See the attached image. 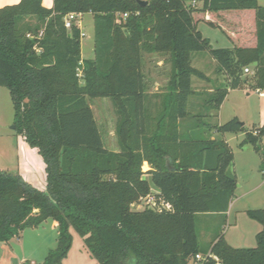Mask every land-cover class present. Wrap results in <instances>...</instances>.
<instances>
[{
  "label": "trees",
  "instance_id": "1",
  "mask_svg": "<svg viewBox=\"0 0 264 264\" xmlns=\"http://www.w3.org/2000/svg\"><path fill=\"white\" fill-rule=\"evenodd\" d=\"M144 1L53 0L47 8L20 0L0 8V87L9 90L16 134L42 157L46 175L38 189L0 170V243L51 220L57 246L42 264L68 257L71 229L98 264H264V208L248 211L263 226L255 248L217 236L203 250L196 226L200 215L226 217L234 198V153L223 136L244 133L242 145L261 153L264 126L247 130L237 118L213 125L204 112L218 113L229 90L250 82L245 68L264 90V7L258 0ZM73 13L93 16L91 60L82 59L80 27L64 26ZM203 22L233 48L214 49L198 31ZM203 51L228 85L195 93L193 77L210 82L192 66ZM148 53L171 63L159 94L147 93ZM193 96L202 99L198 115L188 110ZM97 98L115 107L118 151L105 147L91 108ZM153 190L171 211L133 209Z\"/></svg>",
  "mask_w": 264,
  "mask_h": 264
},
{
  "label": "rangeland",
  "instance_id": "2",
  "mask_svg": "<svg viewBox=\"0 0 264 264\" xmlns=\"http://www.w3.org/2000/svg\"><path fill=\"white\" fill-rule=\"evenodd\" d=\"M20 0H0V8L4 6L17 5ZM264 7V0H258ZM82 37V58L91 60L94 57V25L93 19L86 16L83 19ZM198 31L208 41L214 49L233 48L230 40L226 38L222 31L209 26L203 22L198 25ZM192 66L201 71L210 82L201 81L193 77V89L195 93H209L216 87L228 85V78L217 72L218 64L211 58L208 51L197 53L192 56ZM144 76L147 85V93L159 94L166 90L169 82L171 63L168 56L156 54H144ZM251 80L241 89L229 90L226 100L221 110L216 113L204 112L205 120L213 125H224L237 118L245 123L247 130L264 126V98L257 95L254 87L253 73H245ZM227 94V95H228ZM249 94V95H247ZM201 97L193 96L190 99L188 110L200 113ZM196 106L194 110V106ZM191 106V107H190ZM91 108L98 121L101 134L104 139L106 149L118 151L117 136L115 135L117 115L113 102L105 98H97L91 101ZM14 105L11 102L9 90L0 87V166H5L8 172L23 176L36 188H44L46 183L45 163L37 169L40 177L35 173L34 167L29 164L24 151H19L18 143L24 140L15 132L14 125ZM215 138H222L219 134H213ZM217 135V137H216ZM229 146L234 153V162L229 168L232 174L236 175L237 187L234 193L233 205L230 214L226 217L222 215H200L196 220L197 234L202 249H208L214 237L223 236L226 243L234 248L246 249L255 248L256 236L263 230V226L249 216V210H263L264 208V137L260 139L261 153L254 150L253 145H242L245 134H228ZM29 146V145H28ZM31 148V147H30ZM32 150V149H30ZM34 152V151H33ZM34 156H39L37 151ZM22 160V170L18 172V165ZM44 162V161H43ZM146 170V166H144ZM44 173V175H42ZM31 175V181H29ZM135 210H143L134 206ZM73 235L72 249L62 264H98L85 247L84 239L71 229ZM23 244L17 243V238L10 240L11 246L17 252L18 259H12L13 264H19L21 257H26L24 264H31L35 260L37 264H42L51 250L57 246L58 230L53 227L51 220L45 222L38 229H26L21 235ZM1 259L8 261L6 255ZM17 259V260H16Z\"/></svg>",
  "mask_w": 264,
  "mask_h": 264
},
{
  "label": "crops",
  "instance_id": "3",
  "mask_svg": "<svg viewBox=\"0 0 264 264\" xmlns=\"http://www.w3.org/2000/svg\"><path fill=\"white\" fill-rule=\"evenodd\" d=\"M43 4H44V6L45 7H47V8H52L53 7V0H43ZM199 7H201L202 5L201 4H199L198 5ZM86 16H90V17H92V19H93V16H92V14L90 15H84V16H81L80 18H79V20H78V26L80 27V29L82 30V33H84L83 32V28L85 27V26H83V19L86 17ZM233 45V44H232ZM83 60H85L84 58H82ZM216 62V61H215ZM223 74V73H222ZM225 77H226V75L225 74H223ZM227 78V77H226ZM212 90H210V92H211ZM247 95H249V94H247ZM257 95H259V96H261V97H263L264 98V90H260V91H258L257 90ZM228 97H229V94L227 95ZM224 104V103H223ZM222 107H223V105H222ZM221 107V108H222ZM221 110V109H220ZM245 124V123H244ZM246 125V124H245ZM259 128H261V127H256V129H259ZM216 137H217V135H216ZM213 138H215V136L213 135ZM223 138L228 142V140H229V137H228V134H226V135H224L223 136ZM18 145V147H19V151H24L25 152V157H27V161L29 162V164H31L32 162V164H31V166L33 167V166H35L34 167V171H36L35 173L40 177V173H38L39 171L37 170V169H40V167H41V165H43V159H42V157H37V156H34L35 154H34V152L36 151L35 149H32V148H30V146H28V143L27 142H25L24 140H20L19 141V143L17 144ZM30 149H32V150H30ZM34 151V152H33ZM22 160L23 159H21L20 158V162H19V165H18V167H17V169H18V172H21V170H22V167H23V164H22ZM144 166H146V170H144V171H148L149 169H150V167L148 166V164L147 163H145L144 164ZM7 169L8 168H6L5 166H3V167H1L0 166V170L1 171H3V170H5V171H7ZM144 169V168H143ZM42 175H44V173L42 174ZM46 175H44V177H45ZM31 175H29V181H31ZM25 179V178H24ZM26 181H28L27 179H25ZM41 188V187H40ZM39 188V189H40ZM43 188V187H42ZM153 191H155L156 192V190H153ZM232 205H233V200L231 201V204H230V209H229V211H228V215L230 214V212H231V208H232ZM17 243L18 244H20V243H22L23 244V239L21 238V236L20 237H18L17 238ZM0 253L2 254V256L4 255H6V257H7V259H8V261L6 262V259L5 260H3V259H1V261H0V264H13L11 261H12V259H15V257H17V259H18V255H17V252L14 250V248L11 246V244H10V241L9 242H5V243H0ZM16 259V260H17ZM26 257H21V259L19 260V264H24L25 262L24 261H26ZM31 264H37L36 263V261L35 260H32L31 261Z\"/></svg>",
  "mask_w": 264,
  "mask_h": 264
},
{
  "label": "built area",
  "instance_id": "4",
  "mask_svg": "<svg viewBox=\"0 0 264 264\" xmlns=\"http://www.w3.org/2000/svg\"><path fill=\"white\" fill-rule=\"evenodd\" d=\"M193 6H197L198 4H196L195 2L192 3ZM81 17V15H78L76 13L73 14H68L65 19H64V26L68 29L71 30L73 28V24H77L78 25V20ZM125 17H127V15H125ZM85 34L82 33V37H84ZM245 73H253L252 69L250 68H245ZM158 192L154 191L152 192L151 195L147 196L146 198L142 199L140 201V203H138L137 206L138 208H149V209H155L157 211H171V205L168 204L167 202H165L164 199L160 198L157 196ZM197 260L201 259L200 255L196 256ZM220 264V263H219Z\"/></svg>",
  "mask_w": 264,
  "mask_h": 264
},
{
  "label": "water",
  "instance_id": "5",
  "mask_svg": "<svg viewBox=\"0 0 264 264\" xmlns=\"http://www.w3.org/2000/svg\"><path fill=\"white\" fill-rule=\"evenodd\" d=\"M140 6H146L147 4V1H144V0H135ZM15 129V127H14Z\"/></svg>",
  "mask_w": 264,
  "mask_h": 264
}]
</instances>
